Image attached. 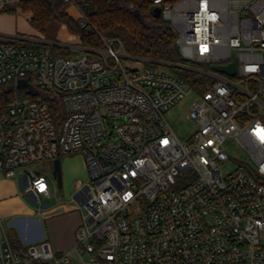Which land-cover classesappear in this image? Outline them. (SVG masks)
Returning <instances> with one entry per match:
<instances>
[{
    "label": "built area",
    "instance_id": "obj_1",
    "mask_svg": "<svg viewBox=\"0 0 264 264\" xmlns=\"http://www.w3.org/2000/svg\"><path fill=\"white\" fill-rule=\"evenodd\" d=\"M64 1L86 27L78 0ZM126 1L138 13L140 0ZM148 1L182 56L210 66L205 91L165 66L129 68L123 44L96 28L104 46L86 49L92 58L0 42V87L14 94L0 106V172L42 211L51 180L31 164L79 153L87 170L72 199L83 210L74 249L43 239L20 253L0 216V264H264V0ZM230 63L234 76L212 69ZM193 90L197 128L182 140L165 114Z\"/></svg>",
    "mask_w": 264,
    "mask_h": 264
},
{
    "label": "trees",
    "instance_id": "obj_2",
    "mask_svg": "<svg viewBox=\"0 0 264 264\" xmlns=\"http://www.w3.org/2000/svg\"><path fill=\"white\" fill-rule=\"evenodd\" d=\"M71 4L64 0H20L16 6L30 16L31 25L45 37L43 46L53 54L72 56L70 48L57 43L59 28L65 25L79 36L80 45L85 49L104 46L99 33L117 47L121 42L127 56L142 60L148 66H165L199 92L205 91L212 81L208 75L209 65L189 62L182 56L174 27L162 16L153 15L148 0L137 2L138 13L127 9L126 0H78L86 16V27L80 25V18L68 12ZM2 11L14 13L16 10L3 8ZM13 96L0 87V106L5 107ZM51 112L56 122L64 115L58 102L51 106ZM9 235L13 248L24 252L26 249L17 231L10 228Z\"/></svg>",
    "mask_w": 264,
    "mask_h": 264
},
{
    "label": "rangeland",
    "instance_id": "obj_3",
    "mask_svg": "<svg viewBox=\"0 0 264 264\" xmlns=\"http://www.w3.org/2000/svg\"><path fill=\"white\" fill-rule=\"evenodd\" d=\"M0 7L2 9L6 8L16 10L13 14L20 18V24L18 31L15 32H22L25 34L24 36L26 38L18 39L17 37H6L0 35V42L15 41L18 44L27 45L29 46L28 48L31 49L42 52H51L50 49L43 46L45 37L42 34H39L37 30L35 31V28L30 23V16L28 14L23 13L22 10L17 8L14 3L8 4L5 7ZM68 12L74 18L81 17V11L74 4L70 5ZM57 40L59 45L70 48L73 57H82L84 55H87L89 58L93 57V54L90 51H87L80 45L79 36L69 31L65 25H62L59 28ZM123 61L131 69H140L148 66L146 62L129 56L124 58ZM196 98L197 93L193 90L188 96L169 109L165 114L170 126L182 140L187 139L197 128V124L189 118L191 104L196 100ZM229 144L235 146L233 142H230ZM29 168L50 178V190L53 195L49 198H40L42 204L46 203L47 205H43L42 211H39L41 204L30 195L23 194V198H21L26 208L17 212H12L7 216L4 215L2 218L4 219L5 225L8 227H13L11 224L14 220H20L23 222L22 232L26 235L37 237L41 234H45L47 240L49 239L48 237H50V243L53 250L65 256L76 246V231L82 222L83 210L81 211L80 207H78L77 203L72 199L77 188L76 186L78 184H84L87 181L84 158L82 154L79 153L61 157L62 188L59 187L57 178L53 175L54 159H48L31 164ZM230 168L231 166L228 164L224 167V170H228ZM9 180L18 185L20 191H23V187L17 182L16 176L10 177ZM55 192H57L56 195H54ZM58 201H60V204H58ZM58 207H63L64 210L58 212ZM28 220H39L41 229L36 226L29 228L27 223ZM76 223H79V225L75 228L74 226ZM13 228L20 234L18 227L14 226ZM56 239L65 244H73V246L69 251H62L58 249L55 242ZM262 241L264 242V232L262 233ZM71 261L73 263L76 262L75 255H72Z\"/></svg>",
    "mask_w": 264,
    "mask_h": 264
},
{
    "label": "crops",
    "instance_id": "obj_4",
    "mask_svg": "<svg viewBox=\"0 0 264 264\" xmlns=\"http://www.w3.org/2000/svg\"><path fill=\"white\" fill-rule=\"evenodd\" d=\"M2 10L3 9L0 7V35L6 36V37H17L18 39H26L24 36L25 34H23L22 32H15V31H18L19 29L20 18L13 13H2L3 12ZM9 20H12V21H9ZM64 156H67V155H64ZM84 167L86 170L85 162H84ZM9 178L10 177H6L4 173L0 172V216L1 217L4 215L5 216L10 215L12 212H17V211H20L26 208L22 200L23 194L21 193L18 185L10 181ZM86 179H87V170H86ZM27 223H28L29 228L36 226L38 228L40 227L41 229L39 220H28ZM11 225H13V227L16 226L19 228L20 234L18 232L17 233L23 245L46 239L45 234H41L40 236H37V237L24 234L22 232L23 222H21L20 220H14ZM78 225L79 223H76L74 227L76 228ZM48 238L50 242L51 241L50 237ZM55 242H56L58 249L62 251H69L73 246V244H70V243L65 244L61 241H58V239H56Z\"/></svg>",
    "mask_w": 264,
    "mask_h": 264
},
{
    "label": "water",
    "instance_id": "obj_5",
    "mask_svg": "<svg viewBox=\"0 0 264 264\" xmlns=\"http://www.w3.org/2000/svg\"><path fill=\"white\" fill-rule=\"evenodd\" d=\"M151 12L154 16H161V7L160 6H152ZM212 69L218 72H223L228 75L234 76L237 72L235 63H230L228 65H214L212 66ZM20 86H29L27 81L21 80L19 82ZM30 87V86H29ZM30 91L32 93H37L33 88L30 87ZM53 175L55 178H57L58 185L60 188H62V168H61V158L58 157L54 160V170Z\"/></svg>",
    "mask_w": 264,
    "mask_h": 264
},
{
    "label": "snow or ice",
    "instance_id": "obj_6",
    "mask_svg": "<svg viewBox=\"0 0 264 264\" xmlns=\"http://www.w3.org/2000/svg\"><path fill=\"white\" fill-rule=\"evenodd\" d=\"M41 190H43V186H41Z\"/></svg>",
    "mask_w": 264,
    "mask_h": 264
}]
</instances>
